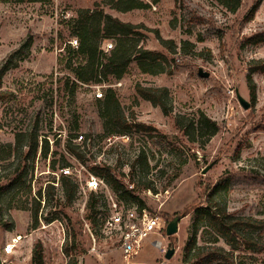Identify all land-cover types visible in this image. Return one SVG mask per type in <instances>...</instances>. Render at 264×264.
<instances>
[{"label":"rangeland","instance_id":"obj_1","mask_svg":"<svg viewBox=\"0 0 264 264\" xmlns=\"http://www.w3.org/2000/svg\"><path fill=\"white\" fill-rule=\"evenodd\" d=\"M107 1L0 0L2 264H33L34 244L41 245L43 264H185L193 209L204 204L205 187L221 181L227 182L217 195L221 208L264 220V71H248L264 60V40L253 37L264 33V0L250 21L243 16L255 0H242L233 13L218 0H142L148 8L127 12L112 9ZM101 9L135 27L132 54L139 47L154 52L146 62L152 73L142 72L131 61L119 79H110L104 87L79 84L70 95L63 83L72 75L57 64V57L65 44L76 39L70 24L78 13ZM104 43L113 48L114 38L104 39L101 49ZM199 70L208 76L201 77ZM136 86L159 90L155 94L163 107L141 97ZM108 87L131 122L125 135L108 134L110 125L104 127L99 115L102 106L95 94H103ZM237 93L249 103L247 109L239 105ZM198 112L219 127L204 145L188 141L176 125L179 117L192 118ZM138 123L149 129L138 130ZM69 134L83 136L80 142L74 138L70 142L79 158L66 152ZM142 154L147 156L149 170L138 167ZM62 158L68 172L60 168ZM94 165L109 167L125 183L127 177L122 175L135 166L133 179L151 180L157 191H142L139 197L150 215L160 217L163 229L144 238L138 253L126 260L118 236L103 229L113 202L121 210L126 208L104 181L91 174ZM63 176L68 178L65 188ZM92 178L96 188L88 184ZM91 202L94 218H90ZM182 214L176 234L167 236L168 222ZM259 234L252 232L253 243ZM160 237L175 250L168 260L151 244ZM261 238L264 241V230ZM12 242L11 253L5 254L3 248ZM234 246L232 250L221 237L200 227L194 248L216 252V257L218 249L226 251L227 260L209 264H231L229 260L264 264V246L261 252H248L239 242Z\"/></svg>","mask_w":264,"mask_h":264},{"label":"trees","instance_id":"obj_2","mask_svg":"<svg viewBox=\"0 0 264 264\" xmlns=\"http://www.w3.org/2000/svg\"><path fill=\"white\" fill-rule=\"evenodd\" d=\"M4 2L13 1L16 3H43L47 0H2ZM228 11L235 12L240 6L242 0H218ZM155 2V1H154ZM261 0H255L252 6L246 11L243 16L244 21H250L257 9ZM107 4L114 10L120 12H127L133 9H146L149 4L142 0H108ZM135 27L129 23H124L117 18H113L107 15L101 9L100 11L84 10L80 11L78 15L71 21L70 33L76 38L77 46L72 47L69 44H65L61 50V54L57 57V64L62 65L67 69L72 78L65 77L63 83V90L70 95H73L75 89L79 84L98 83L105 84L110 79H119L124 74L126 68L131 61H136L139 69L144 73H152V68L146 65L148 57L152 58L155 53L139 47L133 54L134 45L132 42L133 32ZM258 38L259 41L264 40V33H256L253 36ZM114 38V47L109 50L108 54L101 49V43L104 39ZM130 44V45H129ZM153 60H150L152 62ZM249 73L254 71H264V60L260 61L258 65L249 66ZM247 79L249 93L253 97L254 88L251 84V80ZM159 90L152 88H144L136 86V92L146 100H149L154 105L162 106L159 101V97L156 96ZM96 102L101 104L99 115L104 119V127L110 125L107 128V133L110 135H125L131 128V122H128L127 118L122 114L119 102L116 97L115 91L108 87L103 93L102 99H96ZM163 109V108H162ZM183 117H179L176 120V125L182 133L187 136L188 141L195 142L200 141V145H204L214 134L219 130L217 123L214 120L206 117L201 112L196 113V116L185 119L187 122H183ZM77 123V119L74 120ZM138 130H148L144 124H135ZM75 139L76 136L69 134L67 137L66 152L79 158L78 154L70 147L71 139ZM85 141V140H84ZM17 144L20 146L17 138ZM32 148V146H31ZM237 148L235 151H238ZM138 167H145L149 170V161L147 156H140V160L137 162ZM51 166H55V161L51 163ZM68 166L67 161L62 158L60 168L63 169ZM135 166H132L128 174L122 175V178H126V183L123 179L117 177L109 167L94 165L90 168L91 174L98 177L104 183H106L112 192L116 196L118 203H121L124 208L135 205L136 209H147L145 202L139 197V193L142 191H150L152 194H156L157 191L152 186V181L138 182L133 179ZM14 181V182H13ZM16 178L10 181V185H13ZM68 181L66 176H63L64 188L65 182ZM226 181H221L214 185L206 186L204 189V204L198 205L193 209L192 223L189 226L190 239L185 248V264H209L210 261L216 262L227 258L225 257L226 251L218 249L219 256L216 257V252L203 253L194 248L196 235L202 227L204 232H212L215 236L221 237L223 241L233 250H235L234 244L238 242L243 245V248L248 252H261L264 246L261 233L264 230V220L254 219L245 216H236L231 213H227L225 208H221L217 202V195L221 189L226 188ZM166 188H162L164 191ZM93 203L89 204L90 218H94L96 211L92 209ZM37 224L36 212L33 214V227ZM258 231L259 236L255 243H253L252 232ZM41 245L34 244L33 254L31 261L33 264H43V256L41 254ZM232 264V260H229ZM215 262V263H216ZM75 264V262H72Z\"/></svg>","mask_w":264,"mask_h":264},{"label":"built area","instance_id":"obj_3","mask_svg":"<svg viewBox=\"0 0 264 264\" xmlns=\"http://www.w3.org/2000/svg\"><path fill=\"white\" fill-rule=\"evenodd\" d=\"M69 44L76 47V39L70 40ZM105 47L102 48L104 52L112 48L111 43H104ZM104 87V85L100 86ZM97 99H102L103 94L98 92L95 94ZM83 139L82 135H78L75 141L80 142ZM63 172H68L67 169H62ZM101 181V180H100ZM93 188H96L97 181L92 178L88 183ZM113 211L103 221V229L108 234H115L118 236L117 242L123 258L126 260L131 256L138 253L141 248V243L144 238L148 237L151 233L161 232L163 229L160 217L157 215H150L146 209L138 211L136 206L133 205L126 210H121L115 202L112 203ZM151 244L157 251L164 255L167 251L168 245L164 242L163 237L160 239L152 240ZM14 242L7 243L3 248L5 254L11 253ZM128 264V263H127Z\"/></svg>","mask_w":264,"mask_h":264},{"label":"water","instance_id":"obj_4","mask_svg":"<svg viewBox=\"0 0 264 264\" xmlns=\"http://www.w3.org/2000/svg\"><path fill=\"white\" fill-rule=\"evenodd\" d=\"M198 74L201 77H207L208 76V73L202 72L201 70L198 71ZM236 98H237V101H238L239 105L243 109H247L249 107V103L244 98H242L238 93L236 94ZM208 169H209V167L204 168L202 170V173H205ZM184 216L185 215H183V214L180 215V216H176L170 222H168V224H167V226L165 228V234L167 236H171L173 234H176L178 221L181 218H183ZM174 252H175V250L173 248L168 247L166 253L164 254V258L167 259V260L170 259L172 257V255L174 254ZM0 264H2L1 258H0Z\"/></svg>","mask_w":264,"mask_h":264},{"label":"bare ground","instance_id":"obj_5","mask_svg":"<svg viewBox=\"0 0 264 264\" xmlns=\"http://www.w3.org/2000/svg\"><path fill=\"white\" fill-rule=\"evenodd\" d=\"M129 264H145V263H140V262H130Z\"/></svg>","mask_w":264,"mask_h":264},{"label":"crops","instance_id":"obj_6","mask_svg":"<svg viewBox=\"0 0 264 264\" xmlns=\"http://www.w3.org/2000/svg\"><path fill=\"white\" fill-rule=\"evenodd\" d=\"M129 264V263H128Z\"/></svg>","mask_w":264,"mask_h":264}]
</instances>
